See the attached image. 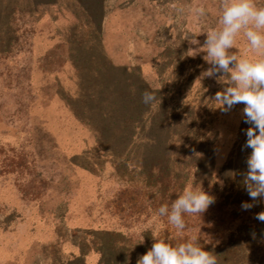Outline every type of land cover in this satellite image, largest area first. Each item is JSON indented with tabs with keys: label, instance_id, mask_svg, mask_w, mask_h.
<instances>
[{
	"label": "rangeland",
	"instance_id": "obj_1",
	"mask_svg": "<svg viewBox=\"0 0 264 264\" xmlns=\"http://www.w3.org/2000/svg\"><path fill=\"white\" fill-rule=\"evenodd\" d=\"M219 18V0H0V264H136L193 238L264 264V200L241 209L244 105L222 112L227 81L186 53ZM189 185L215 202L180 231L157 206Z\"/></svg>",
	"mask_w": 264,
	"mask_h": 264
},
{
	"label": "clouds",
	"instance_id": "obj_2",
	"mask_svg": "<svg viewBox=\"0 0 264 264\" xmlns=\"http://www.w3.org/2000/svg\"><path fill=\"white\" fill-rule=\"evenodd\" d=\"M219 5L218 26L207 30L202 46L190 47L186 53L205 50L203 60L209 67L202 77L227 81V86L209 98L222 112L244 105L242 118L250 126L244 130L246 142L242 150L251 149V152L245 161L247 169L240 175L243 176V187L253 201L241 204V209L247 211L256 202L264 200V0H219ZM193 11L199 19L207 15L204 6H197ZM241 35L246 39L251 55L231 51ZM194 43L200 45L198 40ZM142 102L151 105L158 100L153 92L145 90ZM214 202L215 198L201 185H189L170 208L168 205L159 207L158 215L167 217L171 225L183 231L186 227L184 214H203ZM254 218L264 222V211L256 213ZM217 256L214 251L202 248L195 238L176 245L161 239L156 240L146 254L139 256L136 264H218Z\"/></svg>",
	"mask_w": 264,
	"mask_h": 264
},
{
	"label": "trees",
	"instance_id": "obj_3",
	"mask_svg": "<svg viewBox=\"0 0 264 264\" xmlns=\"http://www.w3.org/2000/svg\"><path fill=\"white\" fill-rule=\"evenodd\" d=\"M176 199H177V198H176ZM174 200H175V199H170V200H169L170 204H172V202H173ZM132 201H133V200H131V201H130L131 203H127V205H126V206L128 207V206H129V204H131V205H132ZM152 202H153L155 205H156V203H157V202H156V200H154V201H152ZM155 205H151V207H155ZM161 206H162V204L158 205L157 207L159 208V207H161ZM131 207H134V205H133V206H131ZM128 208H129V207H128Z\"/></svg>",
	"mask_w": 264,
	"mask_h": 264
}]
</instances>
